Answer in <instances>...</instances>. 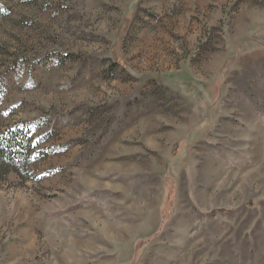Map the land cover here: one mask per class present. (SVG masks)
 <instances>
[{"label":"rangeland","instance_id":"374dc122","mask_svg":"<svg viewBox=\"0 0 264 264\" xmlns=\"http://www.w3.org/2000/svg\"><path fill=\"white\" fill-rule=\"evenodd\" d=\"M13 125L0 264H264V0H0Z\"/></svg>","mask_w":264,"mask_h":264},{"label":"trees","instance_id":"16d2710c","mask_svg":"<svg viewBox=\"0 0 264 264\" xmlns=\"http://www.w3.org/2000/svg\"><path fill=\"white\" fill-rule=\"evenodd\" d=\"M113 62L115 61L113 60ZM30 139L29 130L23 126L5 127L0 132L1 179H4L10 172L15 173L23 180L26 179L31 161L32 146Z\"/></svg>","mask_w":264,"mask_h":264}]
</instances>
